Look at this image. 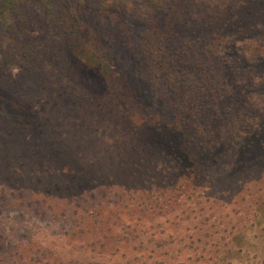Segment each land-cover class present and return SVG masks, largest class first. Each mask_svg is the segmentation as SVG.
<instances>
[{"label":"rangeland","instance_id":"374dc122","mask_svg":"<svg viewBox=\"0 0 264 264\" xmlns=\"http://www.w3.org/2000/svg\"><path fill=\"white\" fill-rule=\"evenodd\" d=\"M203 1L197 0L199 3ZM212 1L214 5L211 11H219L220 15L227 1ZM130 2L135 5L139 3L137 0ZM170 5L176 7L172 2ZM20 6L26 14L21 17L29 25L26 31L28 36L42 46L48 43L52 53L61 51L64 54V49H69L64 32H58L60 26H51L52 30L46 23L41 0H24ZM139 6L136 20L119 15L121 20L131 27H147L150 24L161 25L164 20L170 23L173 20L175 25H179L178 18H184V25L190 26L196 15L193 10L183 15L175 9L177 14L172 17L163 11ZM199 8L202 9V6ZM110 16L108 13L82 14L80 20L83 34L86 38L94 37L98 48L105 54L118 93L110 98L107 92L110 85L109 89L105 88L106 91H98L101 95L91 93L89 98L82 101L81 107L73 103L75 96L83 90L81 81L78 80L79 84L68 79L60 82L56 62L52 63L49 71L45 72L40 67L30 71L22 60L9 63L0 47L2 256L10 257L12 254L8 252L11 253L12 249H9L16 242L18 247L13 253L30 255L28 264H66L68 259L75 256L83 260L78 264H92L90 261L94 264H204L205 258L195 261L196 253L184 243H188L189 236L196 233L205 235V232L210 242H214L220 232L213 234L214 226L210 228L209 225L214 218H219V213L221 217L229 213V217L234 221L236 217L239 221L230 235L233 240L230 244L236 256L229 260V264H255V261L264 264L259 256L264 247V189L257 191L258 187L264 185V124L258 128L257 136L238 141L217 161L195 163L192 167L198 180L202 178L208 183L206 186L198 184L197 191L211 189L209 195L202 192V197L196 199H201L205 206V197L210 196L223 206L217 208L219 206L216 205L212 209L213 216L208 212V207L202 210L193 198V201L188 200V204L183 203L184 208H174L170 215L150 218L138 208L123 206L120 203L125 201L114 196V187L130 181L134 176L132 173L137 170L129 167L130 155L137 152L133 147H143V131L158 124L155 119L163 114H158V108L151 102L155 98L150 96V84L144 81V65L140 63L142 60L138 57L137 49L122 38ZM228 37V41L234 40L231 32ZM261 39L264 43V34ZM227 54L233 55V52L228 50ZM26 68L29 76L37 78L32 88L38 92H31L32 96L23 100V106L18 95L22 92L20 83L26 75ZM253 68L264 77V45L262 57L254 63ZM47 76L49 79H46ZM256 90L264 95V84ZM114 93L115 90L112 95ZM124 96L130 97L131 100H126L135 108V115L131 116L130 106L125 107L126 100H117ZM162 124L164 128L165 123ZM163 131L166 132L165 129ZM177 151L180 153L178 148ZM98 168L109 174L112 195L103 192L101 194L106 196L101 198V194L93 191L95 184H91L85 194L77 199L76 193L72 194L61 187L69 179L68 172L78 177ZM55 181L59 185L54 187ZM94 199L100 205L101 201L106 204L104 211L108 212V220L113 223H104L99 217H90L86 222L75 217V202L90 203ZM255 199L261 201L260 205L253 203ZM63 209L74 214L64 215ZM142 225L154 238L145 248H138L133 238L127 239V233L133 235L132 229L137 232ZM237 234H242L246 241L237 243L233 239ZM112 235L118 240L110 238ZM101 241L106 243L100 244ZM210 244L212 246L213 243ZM210 244H206L204 257L209 256Z\"/></svg>","mask_w":264,"mask_h":264},{"label":"trees","instance_id":"16d2710c","mask_svg":"<svg viewBox=\"0 0 264 264\" xmlns=\"http://www.w3.org/2000/svg\"><path fill=\"white\" fill-rule=\"evenodd\" d=\"M22 1L24 2L0 0V47L6 60L9 63L22 60L30 71L40 67L45 72L56 62L60 70V82L68 79L79 84L78 80L81 81L83 90L73 100L77 107H81L82 101L89 98L91 93L104 92L110 85L111 88L107 90L110 98L118 93L105 54L98 48L99 44L94 37L86 38L83 34L80 20L82 14H111V21L120 30L122 38L137 49L142 62L139 61L144 65V81L147 80L150 84V96L155 98L151 102L158 108V114L163 115L155 119L158 124L152 128L146 127L143 131V147H133L137 152L130 155L129 167L137 170L132 173L134 176L130 181L125 179L126 183L116 185L113 189L114 196L125 201L120 204L138 208L150 218L170 215L174 208H184L183 203L188 204V200L193 201V198L202 210L205 211V206L208 207L211 216L216 205L219 206L217 208L223 207L210 196L205 197V206L201 199H196L202 197V192L209 195L211 189L197 191L199 185L206 186L208 183L205 179L202 181V178L198 180L192 167L195 163L217 161L219 156L223 157L238 141L257 136L258 128L264 124V95L256 90L264 84V77L253 68L263 52L261 37L264 34V0H225L227 2L226 5L222 3L220 15L219 11H211L214 5L212 0L202 3L197 0H137L139 3L136 5L130 0H41L45 8L46 23L51 29L55 25L60 26L58 32L65 34L69 49H64V54L61 51L52 53L48 43L45 42L42 46L26 34L29 25L21 17L25 14L20 6ZM171 2L176 7L170 5ZM139 4L149 10L163 11L172 17L176 13L175 9L183 15L188 14V10H193L196 15L190 26L184 25V18H178L179 25H175L173 20L171 23L164 20L161 25L131 27L119 15L136 20L139 16L137 11L141 7ZM229 32L234 35L232 42L227 39ZM228 50L233 55L227 54ZM28 69H25L26 75L20 83L22 92L18 95L23 106V100L32 96L31 92H38L32 88L37 78L29 76ZM126 99L130 97L124 96L117 100L125 102ZM128 102L130 101L126 100V108L130 106ZM129 108L131 116L135 115V108ZM162 122L165 123L164 128ZM101 169L78 177L68 172L69 179L61 187L67 192L76 193L77 199L85 194L91 184H95L93 191H97V194L105 192L106 195H112L110 176ZM58 185L56 181L53 183L54 187ZM263 186L258 187L257 191L263 190ZM101 195V198L106 196ZM95 199L83 204L73 202L78 212L75 217L83 222L90 217H99L104 223H113L108 220V212L104 211L106 204L101 201L100 205ZM260 202L255 199L253 203ZM25 206L30 207L28 204ZM62 213L74 214L65 209ZM218 215L219 218H214L209 225L210 228L214 226L213 234L220 232L214 242H210L209 235L205 232V235L196 233L189 236L188 243H184L196 253L195 261L205 258L204 264H229V260L236 256L230 244L233 242L230 235L239 221L236 217L234 221L229 213H225L223 217L221 213ZM133 232L131 236L127 233V239L133 238L138 243V248H145L154 238L143 225L137 232L132 229ZM110 238L118 240L115 235ZM233 239L241 243L244 237L237 234ZM104 243L106 242L101 241L100 244ZM208 243L213 244H210L209 256L204 257L203 252H206ZM17 247L15 242L9 249H12L11 253L7 251L12 255L4 258L3 248L0 246V264H28L30 255L13 253ZM262 248L259 256L264 262V247ZM82 262L80 256H75L68 259L66 264ZM90 263L94 264L92 261Z\"/></svg>","mask_w":264,"mask_h":264}]
</instances>
